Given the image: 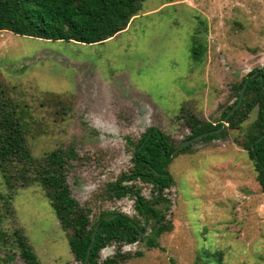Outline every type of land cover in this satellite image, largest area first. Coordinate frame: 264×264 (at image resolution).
Masks as SVG:
<instances>
[{"label":"rangeland","instance_id":"obj_1","mask_svg":"<svg viewBox=\"0 0 264 264\" xmlns=\"http://www.w3.org/2000/svg\"><path fill=\"white\" fill-rule=\"evenodd\" d=\"M263 67L264 0H143L126 31L103 44L0 31V84L34 157L57 149L71 156V193L90 209L92 224L114 212L146 227L136 242L102 249L99 264L118 252L126 255L119 264H205L201 249L221 257V264H264V192L241 145L257 109L241 131L197 141L174 157L175 183L165 191L174 227L157 238L158 247L147 246L152 221L144 223L134 198L113 197L109 189L133 167L131 141L156 127L179 146L192 134L189 117L223 122L237 100L236 86ZM124 185L147 199L153 195L149 183ZM16 229L41 264H78L69 246L72 231L62 229L45 192L38 186L10 190L0 173V236L6 239L0 264H26Z\"/></svg>","mask_w":264,"mask_h":264},{"label":"trees","instance_id":"obj_2","mask_svg":"<svg viewBox=\"0 0 264 264\" xmlns=\"http://www.w3.org/2000/svg\"><path fill=\"white\" fill-rule=\"evenodd\" d=\"M143 0H0V31L52 41L79 42L93 45L103 44L126 31L131 20L142 10ZM195 49V60L201 61L200 48ZM250 79L241 106L228 117L223 131L203 138V141L217 139L226 135L227 130L241 131L242 124L257 109V118L245 131L241 145L249 152L257 172V182L264 192V67L250 72L235 88L237 100L222 115L223 122L238 103L240 92L247 79ZM16 106L6 97L0 84V173L5 185L10 189L38 186L45 192L62 229L72 231L69 246L78 264H84L92 242V234L98 225L96 239L88 264H99L102 249L113 244L139 237L146 227L136 219L121 213H103L95 224L90 220V209L82 207L72 196L68 183V164L70 155L59 149L39 160L27 146V137ZM223 122L213 125L198 118L189 117L187 122L193 138L199 134L216 130ZM261 139L260 141H258ZM133 167L109 187L113 197L132 196L138 213L144 223L152 221V235L147 238L149 248L158 247L157 238L173 231L174 224L167 221L170 201L165 191L175 183L169 166L175 156L187 153L186 147L174 156V140L156 127H151L138 141L133 143ZM73 151V150H71ZM74 152V151H73ZM74 155V153H72ZM142 181L153 186L150 199L141 195L133 185L124 183ZM12 198V197H11ZM114 216L111 220L107 218ZM5 234L0 236L4 242ZM15 242L26 264H41L32 246L23 233L14 231ZM145 238V239H146ZM11 259V257H8ZM126 258L120 252L104 261V264H119ZM199 258L205 264H221L210 251L201 249Z\"/></svg>","mask_w":264,"mask_h":264},{"label":"water","instance_id":"obj_3","mask_svg":"<svg viewBox=\"0 0 264 264\" xmlns=\"http://www.w3.org/2000/svg\"><path fill=\"white\" fill-rule=\"evenodd\" d=\"M257 75H258V72H255V73H253L251 75V77L249 79L246 80V82L244 83V85L242 87V90L240 92V97H239L238 103L230 111L229 115L226 117L225 121L223 122V126L221 128H218L216 130H212V131H209V132H205V133L199 134L197 136H194L193 138L186 139V140L182 141L180 143V145L177 147V149L173 152L172 155H175L177 152L181 151L182 149H184L186 147H189V146L193 145L195 142L200 141V140H202L205 137L221 133L223 131L224 127H225V124H226V121H227L228 117L230 115H232L241 106V104L243 102V99H244V95H245V91H246L247 85L249 83V80L250 79H254ZM260 140L261 139H259L258 141H260ZM112 218H114V216L107 218V220H111ZM98 227H99L98 225L95 227L94 232L92 234V242L90 244V247H89V250H88V253H87V257H86V261H85L84 264H88L90 254H91L92 249H93L94 241L96 239ZM145 234H146V232H143L138 238L129 239L128 241L129 242H136L138 239H140Z\"/></svg>","mask_w":264,"mask_h":264},{"label":"crops","instance_id":"obj_4","mask_svg":"<svg viewBox=\"0 0 264 264\" xmlns=\"http://www.w3.org/2000/svg\"><path fill=\"white\" fill-rule=\"evenodd\" d=\"M109 41V40H108Z\"/></svg>","mask_w":264,"mask_h":264}]
</instances>
